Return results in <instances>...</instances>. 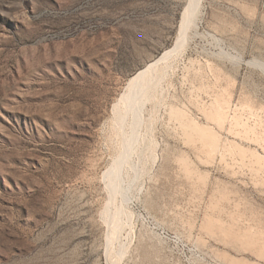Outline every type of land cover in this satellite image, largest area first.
I'll use <instances>...</instances> for the list:
<instances>
[{
  "label": "rangeland",
  "instance_id": "374dc122",
  "mask_svg": "<svg viewBox=\"0 0 264 264\" xmlns=\"http://www.w3.org/2000/svg\"><path fill=\"white\" fill-rule=\"evenodd\" d=\"M186 1L0 0V264H264V0Z\"/></svg>",
  "mask_w": 264,
  "mask_h": 264
},
{
  "label": "bare ground",
  "instance_id": "6f19581e",
  "mask_svg": "<svg viewBox=\"0 0 264 264\" xmlns=\"http://www.w3.org/2000/svg\"><path fill=\"white\" fill-rule=\"evenodd\" d=\"M200 1L201 0H187L184 8L181 13L180 17V23H179V32H178V37L174 43V45L166 50H164L156 59L155 62L161 61L164 59L168 54H170L173 50L177 48L180 44H182L185 40V37H187V33L190 31L193 34L198 33V28L201 23V17L199 16L200 12ZM201 13V12H200ZM198 35V34H197ZM226 51V50H225ZM232 56L231 54H228ZM238 59V57L236 58ZM151 63L144 67L143 69L139 70L135 75L129 78L128 80V85H129V92L125 94L123 97V100L125 101L126 105H129L131 107V110L133 112V122H132V128L133 125H135L138 121L137 115L138 113V107L136 104H133V98L134 95L137 93L138 90H140L143 87V74L144 72L151 67ZM258 65H260L264 69V63L263 62H258ZM129 137V136H128ZM135 133L132 130L131 136L126 139L125 141V146L124 150L121 153L120 157L115 161L116 166L118 167V171L120 170L121 165L123 162H125L129 151L132 148V144L135 141ZM113 166V165H112ZM115 167V166H114ZM114 169L110 170L109 173H107L108 177L107 179L109 180V188L112 191H119L121 193H124V188L122 187V181L119 177V173ZM114 223V221H113Z\"/></svg>",
  "mask_w": 264,
  "mask_h": 264
}]
</instances>
